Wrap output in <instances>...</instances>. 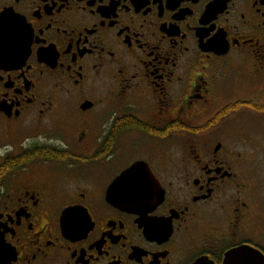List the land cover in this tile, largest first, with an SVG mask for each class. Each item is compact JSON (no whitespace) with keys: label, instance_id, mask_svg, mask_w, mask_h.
I'll use <instances>...</instances> for the list:
<instances>
[{"label":"flooded vegetation","instance_id":"obj_1","mask_svg":"<svg viewBox=\"0 0 264 264\" xmlns=\"http://www.w3.org/2000/svg\"><path fill=\"white\" fill-rule=\"evenodd\" d=\"M138 162L151 196L121 202ZM243 247L264 258V0H0V264Z\"/></svg>","mask_w":264,"mask_h":264},{"label":"water","instance_id":"obj_2","mask_svg":"<svg viewBox=\"0 0 264 264\" xmlns=\"http://www.w3.org/2000/svg\"><path fill=\"white\" fill-rule=\"evenodd\" d=\"M153 177L149 168L141 162L133 164L124 171L112 183L109 191L120 193L117 197L119 201L126 203H143L151 196V181ZM160 201L162 193L158 194ZM194 264H211L205 260H199ZM223 264H264V258L258 252L243 247L233 253H230Z\"/></svg>","mask_w":264,"mask_h":264},{"label":"rangeland","instance_id":"obj_3","mask_svg":"<svg viewBox=\"0 0 264 264\" xmlns=\"http://www.w3.org/2000/svg\"><path fill=\"white\" fill-rule=\"evenodd\" d=\"M9 141L15 142L14 139H10ZM131 158H132L131 156H123V157L119 160V162L122 163L123 161H126V160L131 159Z\"/></svg>","mask_w":264,"mask_h":264},{"label":"trees","instance_id":"obj_4","mask_svg":"<svg viewBox=\"0 0 264 264\" xmlns=\"http://www.w3.org/2000/svg\"><path fill=\"white\" fill-rule=\"evenodd\" d=\"M41 157V154H38L35 158Z\"/></svg>","mask_w":264,"mask_h":264}]
</instances>
